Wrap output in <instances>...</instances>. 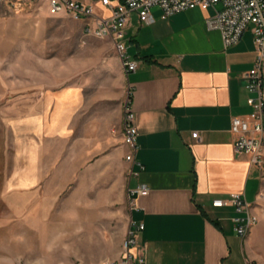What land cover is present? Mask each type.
I'll list each match as a JSON object with an SVG mask.
<instances>
[{
	"label": "crops",
	"instance_id": "obj_1",
	"mask_svg": "<svg viewBox=\"0 0 264 264\" xmlns=\"http://www.w3.org/2000/svg\"><path fill=\"white\" fill-rule=\"evenodd\" d=\"M93 4L96 14H110L99 1ZM34 9L50 15L44 6ZM151 13L152 24L132 13L126 25L135 72L125 74L118 57L105 62L101 81L16 98L22 137L14 179L4 188L11 193L6 206L16 219H88L89 192L96 193V209L106 204L120 211L127 188L145 184L148 192L135 198L128 219L129 226L143 225L133 251L149 264H259L262 223L242 238L233 230V208L211 206L212 199L237 193L264 219V176L247 155L234 152L230 132L231 118L251 110L242 74L256 54L252 30L224 48L220 33L205 25L212 8L166 19L157 7ZM127 99L138 129L136 160L144 169L126 183L131 165L121 125Z\"/></svg>",
	"mask_w": 264,
	"mask_h": 264
},
{
	"label": "rangeland",
	"instance_id": "obj_2",
	"mask_svg": "<svg viewBox=\"0 0 264 264\" xmlns=\"http://www.w3.org/2000/svg\"><path fill=\"white\" fill-rule=\"evenodd\" d=\"M109 59H118L111 39L85 36L69 16L37 9L16 15L0 1V264H102L120 256L129 229L128 198L121 212L106 204L99 210L92 206L97 197L91 191L88 219H16L5 203L11 193L4 191L14 179L17 136L22 137L16 98L81 80L101 81ZM124 179L127 183L128 171ZM43 197L40 204L46 203V192ZM260 222L258 254L264 264V219Z\"/></svg>",
	"mask_w": 264,
	"mask_h": 264
},
{
	"label": "built area",
	"instance_id": "obj_3",
	"mask_svg": "<svg viewBox=\"0 0 264 264\" xmlns=\"http://www.w3.org/2000/svg\"><path fill=\"white\" fill-rule=\"evenodd\" d=\"M13 14H23L36 7H46L50 15H67L82 23L85 36L109 38L119 57L125 74L135 72L138 62L131 58L125 43V29L129 17L135 13L143 24H152L154 17L151 10L157 7L161 11V18L167 17L194 8L213 9V14L206 17L205 25L208 30L220 33L224 48L236 44L243 32L251 28L253 42L256 49L252 67L242 74L244 88L247 92L246 103L250 112L246 115L233 116L230 123V132L235 136L233 150L237 154L249 157L250 163L257 168L261 177L264 175V115L261 87V66L264 63V0H97L100 5L110 11L109 15H98L94 9V0H0ZM220 5V8H216ZM123 143L128 152L124 159L130 163L129 179L136 177L144 166L136 160L138 145L136 142L138 129L136 116L131 109L130 99L123 106L121 125ZM192 137L199 139L198 133ZM137 167L135 170L133 167ZM145 184H138L127 189V198L130 209L135 207V198L146 194ZM214 208L231 207L235 215L231 217L233 230L244 238L251 228L258 222L253 212V205L237 193H230L224 198H215L211 201ZM143 225L131 224L126 239V251H122L119 259L105 261L102 264H149L144 255L136 254L133 247L137 243V233ZM246 264H257L247 260Z\"/></svg>",
	"mask_w": 264,
	"mask_h": 264
},
{
	"label": "bare ground",
	"instance_id": "obj_4",
	"mask_svg": "<svg viewBox=\"0 0 264 264\" xmlns=\"http://www.w3.org/2000/svg\"><path fill=\"white\" fill-rule=\"evenodd\" d=\"M263 72H264V63H263V66H261V87H262L263 115H264V74ZM126 239H127V235L122 241V251H126Z\"/></svg>",
	"mask_w": 264,
	"mask_h": 264
}]
</instances>
